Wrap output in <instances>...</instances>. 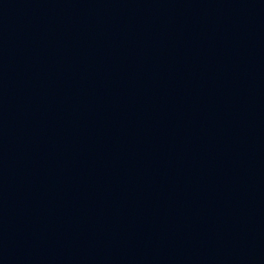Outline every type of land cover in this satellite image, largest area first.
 <instances>
[{"label": "water", "instance_id": "water-1", "mask_svg": "<svg viewBox=\"0 0 264 264\" xmlns=\"http://www.w3.org/2000/svg\"><path fill=\"white\" fill-rule=\"evenodd\" d=\"M166 264H264V0H117Z\"/></svg>", "mask_w": 264, "mask_h": 264}]
</instances>
